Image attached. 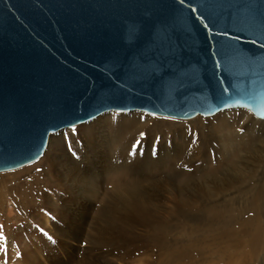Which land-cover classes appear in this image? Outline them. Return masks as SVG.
<instances>
[{
    "label": "rangeland",
    "instance_id": "374dc122",
    "mask_svg": "<svg viewBox=\"0 0 264 264\" xmlns=\"http://www.w3.org/2000/svg\"><path fill=\"white\" fill-rule=\"evenodd\" d=\"M244 113L109 111L53 135L0 172V264H264V124Z\"/></svg>",
    "mask_w": 264,
    "mask_h": 264
},
{
    "label": "water",
    "instance_id": "95a60500",
    "mask_svg": "<svg viewBox=\"0 0 264 264\" xmlns=\"http://www.w3.org/2000/svg\"><path fill=\"white\" fill-rule=\"evenodd\" d=\"M264 120V0H0V172L109 111Z\"/></svg>",
    "mask_w": 264,
    "mask_h": 264
},
{
    "label": "bare ground",
    "instance_id": "6f19581e",
    "mask_svg": "<svg viewBox=\"0 0 264 264\" xmlns=\"http://www.w3.org/2000/svg\"><path fill=\"white\" fill-rule=\"evenodd\" d=\"M232 109H242V108H232ZM226 110H231V109H226ZM242 110H244V109H242ZM223 111H225V110H223ZM245 112H247L248 114H246V113H244V114H246L245 116H247L245 119H248V120H250L249 122H259V121H257V120H260V119H258V118H256V117H254L249 111H247V110H244ZM111 112V111H110ZM133 112V111H132ZM138 112H140V111H138ZM220 112H222V111H220ZM220 112H218V113H216L215 115H217V114H219ZM104 114H106V112L105 113H102V114H100L99 116H97L95 119H93V120H90V121H88V122H91V121H95V120H97V119H99L101 116H103ZM147 114V113H146ZM151 115V114H150ZM251 115V116H250ZM109 115H107L106 117H103L102 119H101V121H96L95 122V124H94V126L95 127H93V128H96L97 130H98V128H99V126H100V124H101V126H103L102 124H105V122H109V117H108ZM114 116V115H113ZM112 116V117H113ZM156 116V115H155ZM197 116H200V115H197ZM214 116V115H213ZM111 117V116H110ZM111 117V118H112ZM196 117V116H195ZM204 117V116H203ZM210 117V116H209ZM252 117H254V118H256L257 120H255V119H253ZM192 118H194V117H192ZM192 118H189V119H192ZM181 120H184V119H181ZM185 120H187V119H185ZM261 121H263L264 122V120H260V123L261 124H264L263 122H261ZM84 123H86V122H84ZM84 123H81V124H84ZM258 124V123H257ZM260 125V124H259ZM60 132H62V131H60ZM60 132H57V133H54V134H51L50 136H49V138H48V141H49V143H50V139H51V137H53V135H56V134H58V133H60ZM110 140V139H109ZM64 141V140H63ZM66 142H67V140H66ZM48 149H49V145H48V143H47V146H46V149H45V151H44V153L41 155V157H39L37 160H39L40 158H42L43 156H44V154H46V152L48 151ZM37 160H35V161H37ZM71 158L69 157V160L67 161V162H70L71 163ZM73 160V159H72ZM34 161V162H35ZM33 163V162H32ZM92 163V162H91ZM31 164V163H30ZM68 164V163H67ZM93 164V163H92ZM28 165V164H27ZM26 166V165H25ZM23 167V166H22ZM21 168V167H20ZM18 169V168H17ZM87 169V168H86ZM15 170V169H14ZM10 171V170H9ZM76 171V170H75ZM73 172H74V170H73ZM79 172V171H78ZM10 175H13V174H10ZM3 176H9V175H3ZM5 177H0V181L1 180H3ZM4 198H5V196H4V194L2 193V192H0V209H1V206H2V202H3V200H4ZM65 233L64 234H62L61 233V235H62V237L64 238L63 240H62V246L63 247H67V248H72V246H71V244L69 243V241H75V242H79V241H81V236H80V233H79V231H78V229H76V227H72V226H68V227H65ZM32 262V261H31Z\"/></svg>",
    "mask_w": 264,
    "mask_h": 264
}]
</instances>
